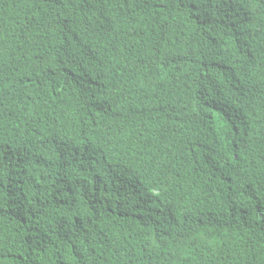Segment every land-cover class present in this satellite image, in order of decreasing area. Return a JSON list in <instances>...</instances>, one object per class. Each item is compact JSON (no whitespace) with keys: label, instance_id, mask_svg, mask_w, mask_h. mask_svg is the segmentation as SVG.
I'll return each mask as SVG.
<instances>
[{"label":"trees","instance_id":"1","mask_svg":"<svg viewBox=\"0 0 264 264\" xmlns=\"http://www.w3.org/2000/svg\"><path fill=\"white\" fill-rule=\"evenodd\" d=\"M0 264H264V0H0Z\"/></svg>","mask_w":264,"mask_h":264}]
</instances>
